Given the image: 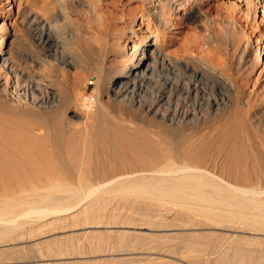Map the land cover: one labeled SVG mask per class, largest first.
I'll use <instances>...</instances> for the list:
<instances>
[{
    "label": "bare ground",
    "instance_id": "6f19581e",
    "mask_svg": "<svg viewBox=\"0 0 264 264\" xmlns=\"http://www.w3.org/2000/svg\"><path fill=\"white\" fill-rule=\"evenodd\" d=\"M254 1L261 3L264 11V0ZM66 2L52 0L46 6L37 2L39 7L35 8H40L41 12L50 11V15H40V11L36 13L33 9L34 12L28 10L24 16L30 30L37 32L35 40L46 54H52L53 47L59 43L54 30L67 25ZM160 21V27H166V21ZM160 34L159 30L146 32L140 41L132 44L131 52L122 57L124 60L121 59L123 62L116 70L107 71L103 62H94L95 75L91 78L97 96L105 95L121 102L133 93L130 101L135 111L158 121L161 129L159 138L152 139L150 136L154 135L138 130L127 132L119 127L108 130L107 122L99 120L93 113L97 117L93 118L91 129L94 132L90 138L99 142L101 133L110 132L107 136L116 144L110 154L119 163L111 175L101 174L95 169L92 179L89 182L83 179L85 181L82 182L81 176L85 172L79 173V167L91 159L83 130L77 128L71 132L68 130L71 128H63L49 115H32L25 108L27 102L19 98L29 95L31 105L59 109H68L70 104L78 102L77 99L73 100L69 87L67 89L50 78L51 75L48 77L33 71L24 63L21 67L19 62L29 55L25 53L22 35L5 30L8 43L6 49L0 47V70L4 74L0 80V242L14 240L9 234L21 229L23 222L17 221L19 217L35 214L41 219L70 213L81 208L87 199L91 201L83 203V210L96 208L105 196L135 199L158 207H174L179 214L187 216L183 221L186 226L197 225L195 219L198 217L213 226L238 231H264V110L257 102L254 105L244 99L240 84L220 71L219 58L216 63L207 54H200L202 57L199 59L172 57L164 52ZM2 43L3 38L0 45ZM192 45H186L184 50L194 51ZM61 57L64 65L81 67L69 53ZM251 60L254 66L264 61L261 50ZM159 66L172 77L163 76L160 89L152 99L136 95V92L144 90V81L157 79L155 74ZM178 74H187L190 78L179 83L176 80ZM11 83L16 89V98L9 96L7 88ZM19 91L24 96L17 94ZM10 100L19 106H11ZM80 114L74 110L71 116L77 118ZM82 114L88 117L86 112ZM124 121L121 120V124ZM154 129L156 131V127ZM86 135L87 138L90 136ZM96 155L94 160L97 161ZM104 158L106 164L108 159ZM88 166L86 168L89 169ZM56 177L63 180L57 181ZM68 178L81 180V183H63Z\"/></svg>",
    "mask_w": 264,
    "mask_h": 264
},
{
    "label": "rangeland",
    "instance_id": "374dc122",
    "mask_svg": "<svg viewBox=\"0 0 264 264\" xmlns=\"http://www.w3.org/2000/svg\"><path fill=\"white\" fill-rule=\"evenodd\" d=\"M37 2L41 5L45 3L46 6L52 0H0V39L3 38L0 47L6 49L8 43V36L4 35L5 30H12L22 35L24 47L26 45L25 53L29 55L23 59V62H19L21 67L26 65L40 74H46L45 76L48 77L51 75L50 78L65 87L68 86L70 89L68 91L72 92L70 94L72 99H77L78 102L70 104L68 109L38 107L29 104L31 101L29 95L24 96L22 91L17 93L24 96L18 95V98L21 97L20 100L27 102L25 108L29 109L30 114L49 115L54 122L62 124L63 128H71L68 129L71 132L77 128L83 130L85 144L91 146L86 147L89 150L87 153L90 152L89 154L92 155H90L92 160L82 163L78 171L85 172L82 173L81 179H85L86 182L92 179L95 169L101 174L109 175L115 171L113 168L119 163L110 154L116 145L115 140L107 136L110 132L100 134V143L94 142L95 138H90L94 132L91 129L93 118L96 119L98 116L99 120H105L109 126L108 130L119 127L127 132L138 130L154 135H149L152 139L159 138L161 129L158 121L135 111L130 101V95L133 93L121 102H116L105 95L97 96L94 91L95 84L91 79L95 75L92 67L94 62H103V67L107 68V71L118 69L124 60L122 57L131 52L132 44L140 41L148 31L161 32L164 52L172 57L191 56L199 59L203 54H207L213 62L220 61L219 65H222L220 71L226 76L228 74L227 77H231L230 79L237 85L240 84L244 99L254 105L258 103L264 110V61L254 66L251 60L259 54V50L261 55H264V11L259 2L254 0H72L71 2L67 0L65 6L69 16L68 22L66 26L54 30L59 43L53 47L54 54L47 53L49 56L35 40L37 32L31 31L24 21L28 10L33 12L35 10L36 13L38 10L40 15L44 13L50 15V11L41 12L40 8L36 9L39 7ZM160 20L166 21V27H160L159 24L162 22ZM188 44H193L194 51L184 50ZM68 53L77 59L76 63L81 64V67L73 68L66 63L64 65L61 55ZM214 53L215 55L212 56ZM160 70L162 68L159 66L155 74L157 79L144 81V90L140 93L136 92V95L149 99L156 96L163 76L172 77V74H167L165 69ZM3 76V71L0 70V80ZM183 76L178 74L176 80L183 83L190 78L187 74ZM13 85L11 83L7 89L10 92L9 96L16 98V89ZM91 97L94 101L89 104L88 100ZM11 102L13 101L10 100L11 106H19L15 101ZM74 110L81 113L78 119L71 116ZM85 112L91 121L82 114ZM93 113L97 116L92 115ZM121 120L124 121L123 124ZM86 133L88 136L91 135L87 138ZM39 134L41 135L42 131ZM95 155L98 157L97 161L94 160ZM103 156L108 159L105 160L106 164ZM87 166L89 169L86 168ZM54 179L60 182L63 180L59 177ZM64 181L62 182L70 184L81 183V180L76 181L75 178ZM87 200L83 203L88 204L91 201ZM83 203L81 208L70 213L50 215L41 219L35 214L17 218V221L23 222V225L17 233L9 234L14 240L6 239L0 242V264H219L220 262L264 264V231H238L234 228L213 226L198 217L195 219L197 225L186 226L183 221L187 216L179 214L174 207H158L149 202L143 203L117 196L101 198L96 205V208L100 206L98 210L95 207L83 210L85 207ZM96 213L99 215L97 216Z\"/></svg>",
    "mask_w": 264,
    "mask_h": 264
},
{
    "label": "built area",
    "instance_id": "2783aa9c",
    "mask_svg": "<svg viewBox=\"0 0 264 264\" xmlns=\"http://www.w3.org/2000/svg\"><path fill=\"white\" fill-rule=\"evenodd\" d=\"M94 99L91 97L89 100H88V103H93Z\"/></svg>",
    "mask_w": 264,
    "mask_h": 264
}]
</instances>
